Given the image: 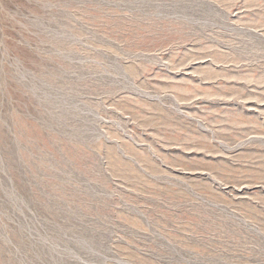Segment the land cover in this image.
Returning a JSON list of instances; mask_svg holds the SVG:
<instances>
[{"label": "rangeland", "instance_id": "1", "mask_svg": "<svg viewBox=\"0 0 264 264\" xmlns=\"http://www.w3.org/2000/svg\"><path fill=\"white\" fill-rule=\"evenodd\" d=\"M0 264H264V0H0Z\"/></svg>", "mask_w": 264, "mask_h": 264}]
</instances>
